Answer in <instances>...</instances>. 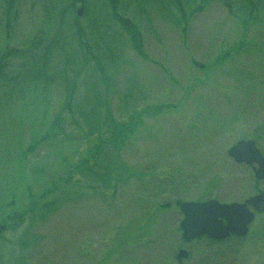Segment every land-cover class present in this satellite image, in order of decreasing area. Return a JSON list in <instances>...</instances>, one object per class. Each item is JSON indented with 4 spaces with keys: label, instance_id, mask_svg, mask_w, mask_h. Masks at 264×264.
I'll use <instances>...</instances> for the list:
<instances>
[{
    "label": "rangeland",
    "instance_id": "obj_1",
    "mask_svg": "<svg viewBox=\"0 0 264 264\" xmlns=\"http://www.w3.org/2000/svg\"><path fill=\"white\" fill-rule=\"evenodd\" d=\"M2 7L0 0V51L29 47L43 34L50 41L58 28L57 21L47 23L43 0H22L8 40ZM139 19L149 58L121 46L118 94L132 80L138 104L174 106L146 118L121 151L134 172L128 183L104 192L80 186L68 197L59 190V207L46 220L29 219L16 233H4L0 264H264V215L245 238L186 241L177 205L244 201L264 190V180L227 152L240 139H254L264 154V22L244 30L215 1L194 15L186 38L154 13ZM196 62L209 65V73ZM62 97L58 86L47 96L28 90L7 99L0 92V223L65 174L63 158L78 162L94 142L85 145L71 131L73 138L42 141L28 151L46 133ZM118 103L114 98L115 113ZM180 249L188 251L181 263Z\"/></svg>",
    "mask_w": 264,
    "mask_h": 264
},
{
    "label": "trees",
    "instance_id": "obj_2",
    "mask_svg": "<svg viewBox=\"0 0 264 264\" xmlns=\"http://www.w3.org/2000/svg\"><path fill=\"white\" fill-rule=\"evenodd\" d=\"M214 1L237 18L244 30L264 22V0H43L47 23L57 21L58 28L52 31L55 34L50 41L43 34L29 47L0 51V92L11 99L28 90L47 96L54 86L62 89L59 110L46 133L33 141L28 151L42 141L73 138L71 131L85 145L94 142L78 162H65L63 158L65 174L53 179L38 197L29 198L25 207L10 212L1 221L0 239L6 232L16 233L29 219L31 223L46 220L59 207L61 200L57 194L61 189L68 197L76 187L104 192L130 181L134 172L122 161L121 151L146 118L157 117L174 105L138 104L132 80L118 94L121 73L117 71L124 58L121 46L129 45L140 57L148 59L141 16L154 13L180 27L186 38L194 15ZM21 2L3 0L1 23L8 40L18 27ZM78 4L88 18L87 24L78 14ZM232 51L231 48L223 52L219 59L229 58ZM195 64L209 73V65ZM114 98L119 102L118 113L113 110ZM180 204L177 202L179 207ZM203 237L212 243L232 238L197 239Z\"/></svg>",
    "mask_w": 264,
    "mask_h": 264
},
{
    "label": "water",
    "instance_id": "obj_3",
    "mask_svg": "<svg viewBox=\"0 0 264 264\" xmlns=\"http://www.w3.org/2000/svg\"><path fill=\"white\" fill-rule=\"evenodd\" d=\"M82 15V7L78 9ZM228 155L239 164L250 166L257 180H264V154L254 139H240L228 149ZM183 238L187 241L208 236L224 240L231 234L243 236L257 214L264 213V190L244 201L221 202L216 198L184 201L180 204ZM188 255L186 249L177 254L179 262Z\"/></svg>",
    "mask_w": 264,
    "mask_h": 264
},
{
    "label": "flooded vegetation",
    "instance_id": "obj_4",
    "mask_svg": "<svg viewBox=\"0 0 264 264\" xmlns=\"http://www.w3.org/2000/svg\"><path fill=\"white\" fill-rule=\"evenodd\" d=\"M260 215H264V213H263V214H257V215H256V218H255V220H254V222L256 221L257 217L260 216ZM254 222H253V223H254ZM253 223H251V225H252ZM251 225H249V231H250V226H251ZM249 231H248L245 235H243V236H238V235H236V234H231L228 238H230V237L243 238L244 236H246V235L249 233ZM228 238H226V239H228Z\"/></svg>",
    "mask_w": 264,
    "mask_h": 264
}]
</instances>
